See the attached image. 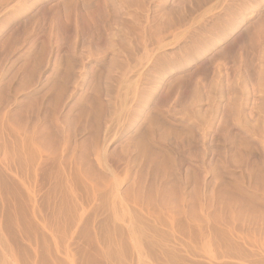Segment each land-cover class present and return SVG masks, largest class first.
Listing matches in <instances>:
<instances>
[{
    "label": "rangeland",
    "instance_id": "374dc122",
    "mask_svg": "<svg viewBox=\"0 0 264 264\" xmlns=\"http://www.w3.org/2000/svg\"><path fill=\"white\" fill-rule=\"evenodd\" d=\"M0 264H264V0H0Z\"/></svg>",
    "mask_w": 264,
    "mask_h": 264
},
{
    "label": "bare ground",
    "instance_id": "6f19581e",
    "mask_svg": "<svg viewBox=\"0 0 264 264\" xmlns=\"http://www.w3.org/2000/svg\"><path fill=\"white\" fill-rule=\"evenodd\" d=\"M6 1V0H5ZM128 1V0H127ZM132 1V0H131ZM123 65V64H122ZM209 95V94H208Z\"/></svg>",
    "mask_w": 264,
    "mask_h": 264
}]
</instances>
